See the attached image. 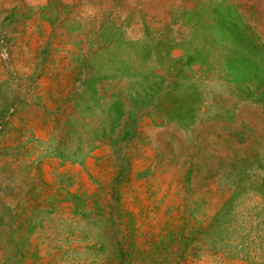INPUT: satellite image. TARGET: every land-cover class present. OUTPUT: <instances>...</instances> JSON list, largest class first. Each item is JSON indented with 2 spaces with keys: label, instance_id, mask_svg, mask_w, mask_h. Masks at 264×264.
Returning a JSON list of instances; mask_svg holds the SVG:
<instances>
[{
  "label": "rangeland",
  "instance_id": "374dc122",
  "mask_svg": "<svg viewBox=\"0 0 264 264\" xmlns=\"http://www.w3.org/2000/svg\"><path fill=\"white\" fill-rule=\"evenodd\" d=\"M0 264H264V0H0Z\"/></svg>",
  "mask_w": 264,
  "mask_h": 264
}]
</instances>
